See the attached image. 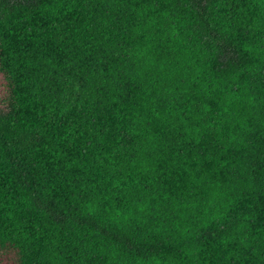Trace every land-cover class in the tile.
I'll use <instances>...</instances> for the list:
<instances>
[{"label":"trees","instance_id":"1","mask_svg":"<svg viewBox=\"0 0 264 264\" xmlns=\"http://www.w3.org/2000/svg\"><path fill=\"white\" fill-rule=\"evenodd\" d=\"M0 264H264V0H0Z\"/></svg>","mask_w":264,"mask_h":264}]
</instances>
